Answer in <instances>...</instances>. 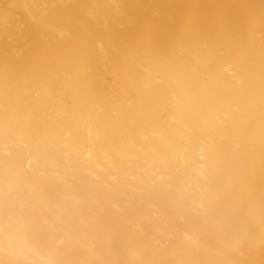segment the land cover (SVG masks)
<instances>
[{
    "label": "bare ground",
    "instance_id": "obj_1",
    "mask_svg": "<svg viewBox=\"0 0 264 264\" xmlns=\"http://www.w3.org/2000/svg\"><path fill=\"white\" fill-rule=\"evenodd\" d=\"M0 264H264V0H0Z\"/></svg>",
    "mask_w": 264,
    "mask_h": 264
}]
</instances>
